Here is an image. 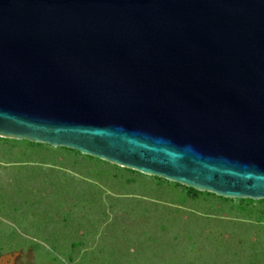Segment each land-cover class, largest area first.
Returning a JSON list of instances; mask_svg holds the SVG:
<instances>
[{"label":"water","instance_id":"1","mask_svg":"<svg viewBox=\"0 0 264 264\" xmlns=\"http://www.w3.org/2000/svg\"><path fill=\"white\" fill-rule=\"evenodd\" d=\"M0 137L264 199V0H0Z\"/></svg>","mask_w":264,"mask_h":264},{"label":"rangeland","instance_id":"2","mask_svg":"<svg viewBox=\"0 0 264 264\" xmlns=\"http://www.w3.org/2000/svg\"><path fill=\"white\" fill-rule=\"evenodd\" d=\"M0 264H264V199L0 137Z\"/></svg>","mask_w":264,"mask_h":264}]
</instances>
